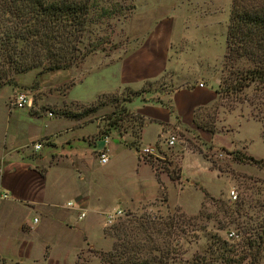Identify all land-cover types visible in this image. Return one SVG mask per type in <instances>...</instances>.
I'll return each instance as SVG.
<instances>
[{"label": "crops", "instance_id": "obj_1", "mask_svg": "<svg viewBox=\"0 0 264 264\" xmlns=\"http://www.w3.org/2000/svg\"><path fill=\"white\" fill-rule=\"evenodd\" d=\"M163 6L164 3H135L125 22L131 34L125 50L107 62L98 60L92 67L88 64L95 55L85 58L79 76L64 94L53 99L55 109L13 114L11 108L3 110L0 262L58 264L66 260L74 264L85 247L111 248L112 239L103 232L106 212L153 201L162 203L166 196L164 203L195 213L203 200L202 190L211 196L219 192L220 188L213 187V180L221 176L193 152L181 157L176 181L162 171L157 179L154 168L145 160L148 156L140 154V148L149 145L156 148V158H161L159 146L170 131L196 130L202 134L194 123L196 112L210 106L216 98L214 89L197 84L206 72L199 68L210 64L204 49L192 55L187 46H173V22L166 16L167 10L161 9ZM53 72L65 81L75 71L68 68ZM165 74L169 75V84L176 83L175 87L149 100L151 95L140 91L142 85ZM213 79L217 83L218 78ZM80 87H93L88 100H83ZM125 88L140 91L126 101L127 110L141 122L134 141H130L127 131L99 133L98 125L84 123L93 112L74 118L64 116L59 109L63 101L91 104L101 95ZM103 136L108 137L109 152L108 161L101 165L96 155L103 147ZM30 141L38 142L40 147L33 150L27 144ZM246 149L244 145L246 155L258 159L247 154ZM119 164L126 165V170H119ZM79 213H83L80 218Z\"/></svg>", "mask_w": 264, "mask_h": 264}, {"label": "rangeland", "instance_id": "obj_2", "mask_svg": "<svg viewBox=\"0 0 264 264\" xmlns=\"http://www.w3.org/2000/svg\"><path fill=\"white\" fill-rule=\"evenodd\" d=\"M104 1L106 0H101ZM145 2L165 4L161 9L167 10L166 16L173 22V46L178 49L187 46L192 55L194 51L204 49L203 54L210 64L207 68L204 64L201 65L202 68L199 69L206 72L199 80L203 85L214 89L216 94L210 106L196 112L194 123L203 133L196 130L170 131L177 140L172 146H166L164 143L159 146L162 157L158 159L169 161L170 169L179 173L181 157L186 152H193L192 155L202 158L209 168L215 169L217 175L221 176L218 180H213V187L220 190L214 196L202 190L203 200L195 213L185 212L177 204L164 203L166 196L163 197L162 203L153 201L135 208L119 209L120 214H113L114 210H111L105 214L104 234L112 239V243H118V251L124 249L121 242L123 238L132 241V245L126 246V255L135 254L142 256L141 259L145 256L153 258L160 255L166 260V264H198L200 261L220 264L215 260L221 250L215 238L224 239L227 247L233 244L234 257L245 256L241 264H248L251 254H254L255 259L252 264H264V164L233 159L235 151L246 155L242 150L246 145L247 154L264 162V140L261 137L264 112L257 113V107L264 103L257 97L253 84L242 90L226 88L233 83L234 70L245 65L243 60L229 61L225 58L224 38L231 0H124L127 9L125 6L119 14L95 20L88 25L87 36L80 44V51L84 52L85 56L68 67L75 71L70 79L62 81V78L57 76L59 74L47 70L40 71V67L19 74L9 72L11 81L0 87V116L3 110L10 108L11 99L18 91L27 92L31 104L27 109L11 108L12 114L24 110L30 113H46L47 110L55 109L53 99L64 94L79 76V69L84 65L85 58L95 55L88 64L92 67L98 60L107 62L113 55H120L125 50L127 39L131 36L126 28V19L135 9V3ZM108 4L109 1L103 3ZM87 42L94 46L87 45ZM213 77L218 78L217 83ZM175 84L171 81L169 84V75L165 74L157 80L145 82L140 91L148 92L151 95L148 99L152 101L158 97L159 92L168 91L174 88ZM80 88L83 100H88L93 87ZM76 91L80 92V89L76 88ZM135 92L137 91L125 88L101 97L97 111L90 113L84 123H95L99 133L127 131L130 141H134V136L139 134L138 119L129 114L121 115V120L114 119L119 111L130 113L126 108V101L135 96ZM88 105L63 101L59 109L72 112ZM90 128L91 126L87 127ZM32 142L27 144L31 146ZM162 161L158 165L163 164ZM118 167L119 170H126L124 164H119ZM229 189L237 192V201L240 202L237 214L234 205L227 199ZM107 213L111 214V218L107 217ZM117 226L118 230L115 228ZM232 230L237 233V240L230 241L226 238V233ZM254 230L257 235H261L255 239L257 242L252 241ZM246 239L252 242L251 245H242L240 240ZM90 249L92 251L87 250V247L81 249L74 264H107L99 259V252H107L111 248ZM112 251L116 257V252ZM58 264L71 263L65 260Z\"/></svg>", "mask_w": 264, "mask_h": 264}, {"label": "trees", "instance_id": "obj_3", "mask_svg": "<svg viewBox=\"0 0 264 264\" xmlns=\"http://www.w3.org/2000/svg\"><path fill=\"white\" fill-rule=\"evenodd\" d=\"M107 1L109 4L103 5ZM125 6L127 9L124 0L104 2L101 0H0V87L11 81L8 77L9 72L19 74L34 67H40V71L68 68L73 62L85 56V53L80 51V44L87 36L88 25L95 20L119 14ZM224 42L227 60L245 62L244 66L234 70L233 83L226 88L242 90L253 84L257 97L264 103V0H231ZM86 44L94 46L90 42ZM82 46L84 47V44ZM138 93L139 91L135 92ZM103 96L105 95L97 97L84 109L72 112L61 110V114L79 118L95 112ZM262 111L264 112V105L257 107V113ZM127 114L138 119L136 115L123 110L117 112L114 120H121V115ZM140 124L138 120V126ZM261 137L264 140V128ZM137 138L138 134L134 136L135 140ZM233 159L264 164L261 159L240 155L236 151L233 152ZM145 160L154 168L157 179L160 171L165 172L172 181L179 179V173H174L170 169L169 161L163 162L150 156L145 157ZM161 161L163 164L158 165ZM239 203L238 201L232 203L235 214L238 213ZM115 228L118 230V226ZM254 232L252 241L257 242L255 239L260 238L261 235H257L255 230ZM215 241L221 248L215 260L220 264L242 263L245 256L234 257L233 244L227 247L224 239L215 238ZM121 242L124 244L121 245L123 250L118 251V243L114 242L111 250L99 252V259L107 264L167 263L160 255L153 258L145 256L143 259L142 256L135 254L126 255V246L132 245L133 242L128 238L125 240L123 238ZM240 242L242 245L252 243L248 239ZM87 250L92 251L88 247ZM112 250L116 252V257L112 254ZM250 256L248 264H252L255 260L254 254ZM78 257L79 254L77 259ZM198 264H212V262L200 261Z\"/></svg>", "mask_w": 264, "mask_h": 264}, {"label": "built area", "instance_id": "obj_4", "mask_svg": "<svg viewBox=\"0 0 264 264\" xmlns=\"http://www.w3.org/2000/svg\"><path fill=\"white\" fill-rule=\"evenodd\" d=\"M198 86H202L203 84L201 82L197 83ZM31 104V98L30 95L27 92L24 91H18L16 92L10 102V108H16V109H22V108H27ZM103 142V147L100 148L97 151V162L101 165L105 164L108 161V147H107V142H108V137L103 136L101 138ZM176 136L174 134H168L164 139L163 143L166 146H172L176 142ZM40 147V144L38 142H32L31 143V148L33 150H37ZM140 154L143 156H152V157H158V152L154 146H143L140 148ZM3 197H7V194H3ZM227 199L228 202L234 203L238 200L237 198V192L234 189H229L227 192ZM67 205H71V203H67ZM120 210L116 209L114 210L113 214H120ZM83 213H79L78 217H82ZM107 217L111 218V214L107 213ZM35 221V219H34ZM226 238L230 241H234L238 239V235L235 231H228L226 233ZM0 264H6L4 262H0Z\"/></svg>", "mask_w": 264, "mask_h": 264}]
</instances>
